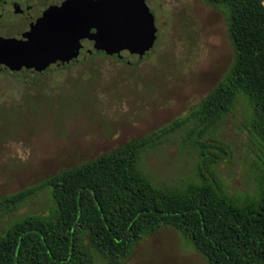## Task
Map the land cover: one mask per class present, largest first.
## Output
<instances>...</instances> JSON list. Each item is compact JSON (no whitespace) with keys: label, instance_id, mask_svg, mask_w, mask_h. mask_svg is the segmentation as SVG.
Instances as JSON below:
<instances>
[{"label":"rangeland","instance_id":"374dc122","mask_svg":"<svg viewBox=\"0 0 264 264\" xmlns=\"http://www.w3.org/2000/svg\"><path fill=\"white\" fill-rule=\"evenodd\" d=\"M156 18L153 54L136 65L99 54L30 83L0 72V198L36 188L1 217L48 213L43 182L152 136L141 167L167 187L218 183L230 195L264 185V145L245 93L213 124L194 112L235 60L228 9L205 0H147ZM178 124V125H177ZM174 129L162 131L166 127ZM103 264V263H97ZM124 264H209L176 228L144 235Z\"/></svg>","mask_w":264,"mask_h":264},{"label":"trees","instance_id":"16d2710c","mask_svg":"<svg viewBox=\"0 0 264 264\" xmlns=\"http://www.w3.org/2000/svg\"><path fill=\"white\" fill-rule=\"evenodd\" d=\"M205 1L227 7L235 60L194 114L213 124L245 93L264 145V0ZM152 138L47 178L53 207L46 214L2 228L1 217L36 188L0 198V264H124L144 235L165 226L178 229L209 264H264V185L241 198L206 176L182 187L155 184L140 163Z\"/></svg>","mask_w":264,"mask_h":264},{"label":"water","instance_id":"95a60500","mask_svg":"<svg viewBox=\"0 0 264 264\" xmlns=\"http://www.w3.org/2000/svg\"><path fill=\"white\" fill-rule=\"evenodd\" d=\"M155 16L145 0H112L105 7L73 9L54 25L19 35V47L0 53V72L30 83L46 70L64 69L97 53L129 65L154 51Z\"/></svg>","mask_w":264,"mask_h":264},{"label":"flooded vegetation","instance_id":"af4514ba","mask_svg":"<svg viewBox=\"0 0 264 264\" xmlns=\"http://www.w3.org/2000/svg\"><path fill=\"white\" fill-rule=\"evenodd\" d=\"M145 1L147 3V0ZM111 2L112 0H0V53L17 50L19 47V35L37 25L51 26L56 24L60 19H63L75 8L79 10L83 8L105 7ZM97 54L106 53L100 52ZM57 70H46L43 75Z\"/></svg>","mask_w":264,"mask_h":264}]
</instances>
